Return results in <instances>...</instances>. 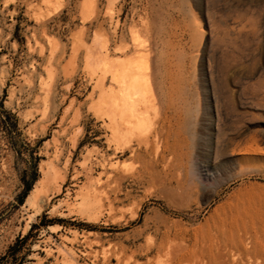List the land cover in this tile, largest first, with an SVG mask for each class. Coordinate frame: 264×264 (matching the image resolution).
<instances>
[{"label":"rangeland","instance_id":"obj_1","mask_svg":"<svg viewBox=\"0 0 264 264\" xmlns=\"http://www.w3.org/2000/svg\"><path fill=\"white\" fill-rule=\"evenodd\" d=\"M255 220L264 0H0V264H222Z\"/></svg>","mask_w":264,"mask_h":264},{"label":"bare ground","instance_id":"obj_2","mask_svg":"<svg viewBox=\"0 0 264 264\" xmlns=\"http://www.w3.org/2000/svg\"><path fill=\"white\" fill-rule=\"evenodd\" d=\"M244 34V33H243ZM248 34V32H247ZM245 36V35H244ZM235 38V37H234ZM219 45V44H218ZM221 50V49H220ZM223 53V51H222ZM109 61V60H107ZM138 67V66H137ZM120 68V67H119ZM115 70V69H114ZM136 70V69H135ZM138 72V71H137ZM134 74V73H133ZM130 78V77H129ZM121 83H122V87L125 91L124 95L121 97V99L123 100L122 104H121V114L122 116H126L125 112L127 111V108L132 110H136L135 108H133L134 106V102L132 100L131 94L130 92L134 89H132L131 87V83L130 81L125 77V76H121L120 78ZM101 83V81H100ZM104 86V83L101 84V86ZM123 91V90H122ZM132 93V92H131ZM134 93V91H133ZM109 95V93H108ZM112 96V95H111ZM110 96V97H111ZM109 97V96H108ZM114 97V96H113ZM139 97V96H138ZM107 100V99H106ZM109 100V99H108ZM158 101V100H157ZM112 102V101H110ZM111 107V104H109ZM117 105V104H116ZM113 106V105H112ZM115 106V105H114ZM149 106V105H148ZM139 107V106H138ZM109 109V106L106 107ZM114 108V107H113ZM111 109V108H110ZM113 111V110H112ZM115 112V111H114ZM119 112V111H118ZM133 112V111H132ZM136 112V111H135ZM141 112V111H140ZM109 113V112H108ZM112 113V112H111ZM176 113V112H175ZM134 115H138L139 113H134ZM120 117V116H119ZM175 117V116H174ZM135 119V118H134ZM175 119V118H174ZM111 121V120H110ZM134 121V120H133ZM172 121V120H171ZM139 122V120H138ZM115 125V123H113ZM121 124V123H120ZM126 127V126H123ZM128 127V126H127ZM131 128V127H130ZM164 128V127H161ZM121 127L118 128V131H121ZM176 130V129H174ZM173 130V131H174ZM114 131V130H113ZM180 134V133H179ZM132 135V134H131ZM136 135V134H135ZM165 135V134H164ZM134 136V135H133ZM177 137V136H175ZM181 137V136H180ZM133 138V137H132ZM150 138V137H149ZM122 139V138H121ZM163 139V138H162ZM177 139V138H176ZM137 140V139H136ZM148 142V141H147ZM139 143V142H138ZM127 145V144H126ZM139 145V144H138ZM146 145V144H145ZM129 146V145H128ZM119 147V146H118ZM135 147V146H134ZM136 149V148H135ZM174 149L175 146H174ZM119 150V149H118ZM181 157V156H180ZM179 157V158H180ZM170 162V161H169ZM52 164V161H51ZM170 165V164H169ZM49 169V168H48ZM47 169V170H48ZM45 170V169H44ZM50 170H48L49 172ZM47 172V171H46ZM47 172V173H48ZM45 173L47 176L46 179L43 178V180H38L37 181V185L35 186L34 189H32L27 201L28 203H32L39 206H42L47 200L45 198V196H41L40 193L42 191V188L45 184V180H47L48 176L50 173ZM109 173V172H108ZM124 175V174H123ZM182 177V176H181ZM47 182V181H46ZM59 184V183H58ZM57 187V186H56ZM55 189V185L52 188V190ZM57 190H59V186L58 188H56ZM49 191V190H48ZM47 191V192H48ZM55 191V190H54ZM47 196V195H46ZM92 195H90V193L88 194H84L82 196V200L79 202V206L82 209H88L90 207H92L91 205L94 203L93 199L91 198ZM252 199H248L247 201H250ZM246 201V202H247ZM246 202H244L242 205L236 206L234 211L235 214L237 216V218H239L240 212L242 209L245 208V206L247 205ZM41 209V207H40ZM38 211V210H37ZM33 216V215H32ZM263 220H261V222L258 223L257 220L253 221L252 223H242L243 226V237L241 238V240H239L240 242H238V248H239V253L240 255L238 256H229L227 257V259H225V261L223 259L220 258V260L222 261V264H264V244H263V240H262V234H264V222H262ZM223 221L220 220L217 225L216 228L217 230H221L224 226H223ZM209 235H212L211 229L209 230ZM231 253V252H230ZM229 253V254H230ZM236 254V252H233V254ZM220 255V254H218ZM226 255V254H225ZM222 256V255H220ZM218 256V257H220ZM228 256V255H227ZM226 257V256H224ZM221 263V262H219Z\"/></svg>","mask_w":264,"mask_h":264},{"label":"trees","instance_id":"obj_3","mask_svg":"<svg viewBox=\"0 0 264 264\" xmlns=\"http://www.w3.org/2000/svg\"><path fill=\"white\" fill-rule=\"evenodd\" d=\"M30 157L33 158V157H34L33 154H30ZM32 166L35 167V173L33 174V177H32L31 180H25V178H24V182H25V184H26V187H25V190H24V192H23V195H22L21 198H20V201H21V202L24 201V199H25V197L27 196L28 192H29V191L31 190V188H32V185H33L34 180H36V178H37V172H36V171H37V163H33Z\"/></svg>","mask_w":264,"mask_h":264}]
</instances>
